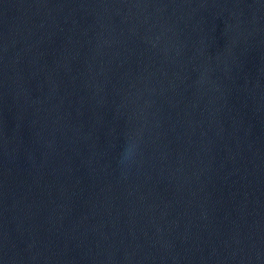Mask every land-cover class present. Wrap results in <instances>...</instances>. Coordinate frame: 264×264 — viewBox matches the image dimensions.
Here are the masks:
<instances>
[{"label":"water","instance_id":"water-1","mask_svg":"<svg viewBox=\"0 0 264 264\" xmlns=\"http://www.w3.org/2000/svg\"><path fill=\"white\" fill-rule=\"evenodd\" d=\"M0 264H264V0H0Z\"/></svg>","mask_w":264,"mask_h":264}]
</instances>
